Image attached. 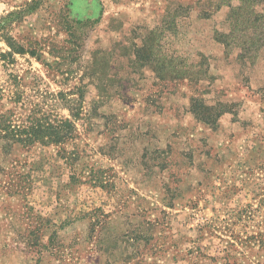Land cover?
<instances>
[{
    "label": "rangeland",
    "instance_id": "obj_1",
    "mask_svg": "<svg viewBox=\"0 0 264 264\" xmlns=\"http://www.w3.org/2000/svg\"><path fill=\"white\" fill-rule=\"evenodd\" d=\"M250 6L0 0V48L26 51L0 64V264H264V0ZM68 106L72 138L32 135Z\"/></svg>",
    "mask_w": 264,
    "mask_h": 264
},
{
    "label": "trees",
    "instance_id": "obj_2",
    "mask_svg": "<svg viewBox=\"0 0 264 264\" xmlns=\"http://www.w3.org/2000/svg\"><path fill=\"white\" fill-rule=\"evenodd\" d=\"M247 2L250 3V5L252 7H255V5L257 4V0H246ZM258 1H262V0H258ZM250 6V7H251ZM253 12H255V9L252 10ZM252 12V13H253ZM232 35L231 34H220L217 33L216 34V39L218 42L222 43L223 45H225V47L229 48V46H231L232 41ZM9 42L7 41V44ZM246 45V44H244ZM8 46L10 47L11 51L10 52H5L2 48H0V64L3 62H13L14 61V56L16 54H26V51L17 46V48H14V46L12 44H8ZM29 53V52H28ZM31 56H37V52H30L29 53ZM69 111L71 112V116L72 119H68V118H64L63 120H61V126L59 127V129H56L54 126L49 125L48 127H32L31 129V133L32 135L37 139H44L45 137H49L50 139H54L57 141H63V140H69L70 138H72L74 131H76V125H75V119H78L77 117V113L75 114L73 108H71L70 106H68ZM209 110H213L210 109L209 107L205 108V111H209ZM217 116L215 114H210V113H205L204 114V119L208 122V120H213V116ZM215 121V120H214ZM39 124V123H37Z\"/></svg>",
    "mask_w": 264,
    "mask_h": 264
}]
</instances>
